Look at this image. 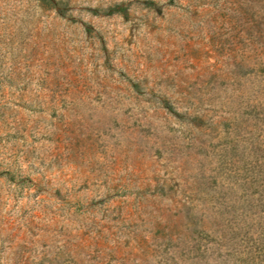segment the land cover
<instances>
[{
	"label": "rangeland",
	"instance_id": "obj_1",
	"mask_svg": "<svg viewBox=\"0 0 264 264\" xmlns=\"http://www.w3.org/2000/svg\"><path fill=\"white\" fill-rule=\"evenodd\" d=\"M0 264H264V0H0Z\"/></svg>",
	"mask_w": 264,
	"mask_h": 264
}]
</instances>
